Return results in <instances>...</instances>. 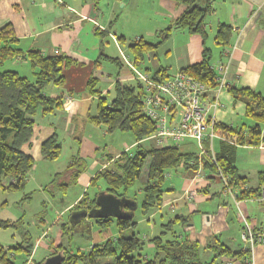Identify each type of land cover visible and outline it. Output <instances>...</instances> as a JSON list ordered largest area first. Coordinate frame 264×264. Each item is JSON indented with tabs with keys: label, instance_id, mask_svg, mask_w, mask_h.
<instances>
[{
	"label": "crops",
	"instance_id": "obj_1",
	"mask_svg": "<svg viewBox=\"0 0 264 264\" xmlns=\"http://www.w3.org/2000/svg\"><path fill=\"white\" fill-rule=\"evenodd\" d=\"M208 1L214 10L204 19L207 31L205 41L198 33L188 32L184 28L172 30L170 37L154 53L147 55V63L140 70L151 74L163 67L173 73L198 62L204 43L210 49V65L217 62L228 65L225 86L219 93L222 106L215 112L216 121L231 126L250 125L252 122L244 115L243 103L234 101L227 89L244 86L264 95V0ZM184 8L185 5L176 0H0V27L5 24L12 26L19 49H36L42 55H65L75 60L62 69L64 80L61 85L49 84L44 88L46 95L62 99V107L46 115L38 111L33 116V133L22 149L32 156L34 163L48 160L41 153V144L51 136H55L61 147L66 140L75 139L70 160L76 155L84 161L86 159L94 171L90 178L120 154L105 153L104 148L101 151L93 141L91 125L94 124L87 117L96 112L97 96L88 91L86 83L91 76L96 78L95 86L101 85L98 88L99 95L107 94L111 98L115 80L132 81L133 78L121 63L119 67L100 58L98 66H94V61L100 53L119 57L112 36H123L126 39V43L120 45L123 50H127L128 53L125 54L130 58L127 43L139 37L155 41L157 32L170 25ZM218 23L229 24L232 28L230 44L225 48L214 42ZM102 31L106 33L105 36L99 34ZM0 69L13 70L27 78L33 76L29 62L22 58L7 59ZM77 118L85 122L80 132L91 136L90 140L85 137L82 142L83 137L77 139L74 136ZM261 136L262 140L258 145L237 146L235 152L234 164L238 172L248 179V186L252 187L257 183L258 172L264 169V123ZM216 140L213 141V148ZM133 143L125 146L123 151ZM52 175L48 174V182L54 176ZM170 177H174L170 183L173 190L164 201L175 199L178 202L173 210L167 209V213L174 211V214L185 217L182 231L189 238L197 240L202 247L206 245L208 237L218 235L221 242L235 252L249 248L240 238L244 221L251 230L264 234V199L234 200L232 195L222 191L218 175L207 172L202 167L198 172L181 168ZM38 185L42 187L41 184ZM193 188L199 189V194L192 199H185L184 190ZM38 191L46 192L43 188ZM45 196L43 201L48 202ZM80 196L79 192L62 210H57L58 218ZM152 212L153 217L159 214L161 221L168 218L157 210ZM53 230L56 233L50 238L59 233L58 228L54 227ZM50 231L49 229V233ZM20 239L21 233L17 236V242ZM38 250L44 256L48 251L38 248L34 254ZM202 256L203 259H208L212 256V251L205 250ZM250 259L251 264H264V243L252 245ZM220 261L222 264H243L236 257L223 256Z\"/></svg>",
	"mask_w": 264,
	"mask_h": 264
},
{
	"label": "trees",
	"instance_id": "obj_2",
	"mask_svg": "<svg viewBox=\"0 0 264 264\" xmlns=\"http://www.w3.org/2000/svg\"><path fill=\"white\" fill-rule=\"evenodd\" d=\"M176 1L185 5L184 10L171 21L170 25L157 32L155 41H147L139 37L127 43L131 56L129 60L134 67L140 68L139 65L146 60L147 55L154 53L170 37L172 30L184 28L188 32L198 33L203 42L205 41L207 31L204 27V19L214 10L211 3L208 0ZM99 34L106 35L104 31ZM231 35L232 28L229 24L218 23L214 42L221 48H225L230 44ZM116 39L122 45L126 43L123 36H117ZM16 43L17 39L12 26L10 24L1 26L0 66L7 59L22 58L26 59L33 69V79L24 77L13 70L0 69V189L4 191H18L23 188L28 172L34 165L32 156L22 149V146L28 143L32 136L33 116L38 111L46 115L62 107V99L46 95L44 88L49 84L61 85L64 80L62 69L75 62L74 59L65 55H42L36 49L22 51ZM202 45L200 60L180 70L204 83L208 88H213L217 85V81L214 71L210 68V49L204 43ZM100 58L119 67L123 65L120 57L100 53L94 61V66H98ZM169 74L166 68L160 67L152 73V76L160 81L167 78ZM96 82V78L91 76L86 83L88 91L97 96L96 112L88 115V121L102 126L106 133L114 130L129 132L137 148L132 152L122 151L118 154L112 159L110 166H104L94 173L88 185H96V181L102 179L106 188L99 191L123 196L140 176L147 159L145 179L140 189L142 193L139 206L141 216L158 208L167 194L172 192L173 187L170 184H164L165 174L168 170L177 168L181 163L193 169L200 164L207 172L215 175L221 173L227 178V187L234 193L235 200L261 198L264 189V169L258 172L257 183L252 187L248 186V179L238 172L234 164L237 146H254L262 140L264 95L260 92L244 86L228 87L227 90L233 100L243 103L244 115L252 123L231 126L216 122L215 128L234 142L216 140V146L213 148L214 164L206 155L197 161V152H181L175 144L153 146L147 149L141 147L140 142L153 133L155 123L142 112L140 81L115 80L112 87L113 95L109 99L105 95H99L100 91L95 89ZM60 151L61 146L55 136L47 138L41 144V153L48 160L58 158ZM85 168V161L76 155L62 171L54 174L43 189L51 196L57 191L65 193ZM99 191H96L90 200H87L86 192L83 193L78 203H85L86 206L74 204L68 212L89 210L94 207L95 196ZM29 196L26 194L25 198ZM85 218H81L76 223L68 220L57 226L59 240L52 248L53 252L48 255L60 252L63 260L59 264H222L220 258L223 256L236 257L243 264H251L249 248L235 252L223 244L218 235L208 237L203 247L196 240L189 239L180 228L173 227L174 222L184 223L186 219L178 214L174 217L176 220L171 219L163 223L161 231L148 239L153 247L151 254L142 252L144 241L137 236L136 232H133L137 225L134 215L123 219L87 217L92 219V225L104 230L114 223L117 230L116 236L91 244L86 250H81L80 246L72 249L71 242L75 236L90 238L89 225L83 221ZM21 223V219L14 222L0 219V228L17 227L18 225L21 227ZM34 245L30 232L22 230L19 242L11 245L0 244V264H16L17 255L23 256L22 264H41L44 258L36 260L33 254L29 258ZM205 250L212 251V256L208 259H203L202 253Z\"/></svg>",
	"mask_w": 264,
	"mask_h": 264
},
{
	"label": "rangeland",
	"instance_id": "obj_3",
	"mask_svg": "<svg viewBox=\"0 0 264 264\" xmlns=\"http://www.w3.org/2000/svg\"><path fill=\"white\" fill-rule=\"evenodd\" d=\"M111 38L117 48L118 55L120 57L121 62H123V65L130 71V75H132V78H133L132 68L129 65H126L124 63L125 61L121 55V54H124V56L127 57V55H125V52L128 53L127 50L122 49L120 43L118 42L115 36H112ZM127 59L129 60V58ZM146 61L147 59L144 60V62L141 65H139V67L143 68L147 63ZM131 66L134 67L133 64H131ZM29 78L33 79V76H30ZM152 78L154 77L152 76ZM133 80L135 79L133 78ZM99 87H101L100 84L95 86V89H98ZM105 96L110 98V95L106 94ZM250 121L251 120H249V122ZM76 124H77V128L75 129L74 136L77 139H81V137H83L82 142L85 139V137L86 139L90 140L91 136L89 137L88 134L87 135L81 134L82 132L81 126L85 124V122L84 121L81 122V119L77 118ZM91 127H93L91 131L94 132V139H93L94 143L95 144L97 143L101 151H103L102 148H104L103 152L105 153L108 152L110 155L121 153L125 146L134 142L133 136L129 132L114 130L112 132L106 133L103 130L104 128L102 126L91 125ZM84 131L88 133L86 129ZM74 140L75 139L71 138V139L66 140L65 141L66 143H62V146H63L61 147L62 152L60 151L58 158L54 160H50V161L47 160L46 162L34 163V167L32 171L27 175L26 181L21 190L4 191L0 189V219L9 220L12 222L18 219L22 220L21 227L18 225L17 227L11 226L7 228H0V244L2 245L15 244L18 241L17 236L20 235L21 230L30 232L32 241L34 242L35 245L33 246V249H32L33 251L29 258H31L33 254L36 260H41L42 258L45 259V257L49 256L48 254L50 252H53L52 248L57 245L58 240H59V237L55 238L59 236V233L58 235L56 234L54 238H50V236L54 235L57 230L56 229L54 231L53 229L54 227L57 228V226H59L61 222H65L69 220L68 210L71 207L67 208L60 218H58L56 211L62 210L64 206L67 204V202H69L72 199V197L74 198L79 192L81 193V195L86 192V196L88 198L87 200H90L93 198L96 191L104 190L106 188V184L102 179L97 180L96 185H90V184L88 185L89 179H90L89 176L94 171L91 168L90 163L86 161L85 159L87 170H84L78 176L76 182L73 185H71L68 189H66L65 193L57 191L53 196H51L49 192L47 191L46 192L38 191L48 184V181H47L48 174L54 175L55 171L56 172H58L59 170L61 171L66 166L67 162L70 161L72 150H74V143H75ZM77 142L78 141H76V143ZM168 144H170V142H168L165 145H168ZM204 144L206 145L205 147L207 148L208 142L204 141ZM78 145L79 144H77V146ZM140 146L147 149L153 146L156 147V143H154L152 139H143L140 142ZM136 148H137V145L133 143V145L127 147L125 151L132 152L136 150ZM178 148H179V151L181 152H187V151L197 152V148L192 141H188L186 143H179ZM111 164L112 162L106 166H110ZM146 168H147V159L144 162V166L142 167L140 176L137 178L135 183H133L126 190L124 194L126 197L133 198L137 202V208L134 213V219L137 221V225H136V228L133 230V232H136L137 236L141 237L144 241L142 252L151 254L153 252V247L148 242V239H150L151 237H153L154 235L158 234L161 231V227H162L161 225L163 223H166L167 221L171 219L173 220L175 219L174 217L175 215H177V213L174 214V211H173L172 213L168 214L167 209L173 210V208H175V203L178 202V200L176 201L175 199H171L169 201H163L158 208L152 209L151 211L147 213V215L145 214L144 216H141L139 206H140V201L142 198V193L140 189H141L142 181L145 179ZM181 168L192 169L195 172H198L200 170L199 165L197 166L196 169H193L192 167H185L181 163L177 168L172 169V170L170 169L167 171V174H165L166 177L164 180V184L169 185L171 181H173V178H174V177H170L172 173L180 170ZM38 184H41L42 187L40 188ZM221 185L223 184L221 183ZM190 190L194 191V196L196 194L197 195L199 194V189L193 188ZM222 191L225 192L223 189ZM26 194H29L30 196L28 198H25ZM43 196H45L48 199L47 200L48 202H44L45 199L43 198ZM78 200L75 204H81L82 206H86L85 203H82V202L78 203L79 202ZM156 210L158 212H161L165 216L167 215L168 218L161 221V219H159L158 217L159 214L153 217L154 212L152 211H156ZM83 221L84 223L86 222V224L89 225L90 238L87 239V238H81V237L75 236L71 242L72 249H76L78 246H80L79 248L81 250H86L89 248V245L91 244L106 240L109 237L113 238L116 236L117 230H116L114 223L109 228L104 230L96 225H92L91 224L92 219L90 218L86 217ZM54 222L57 223V225L54 226ZM243 225L245 224L243 223ZM173 227L177 229L180 228L182 230V228L184 227V223H180L176 221L174 222ZM49 229L51 230L50 233H49ZM38 248H44L45 250L48 249V251L46 250V253H45L46 255L44 256L43 253L41 254L39 250L38 252H36V254H34V252ZM22 259H23L22 255H17L15 258V263L22 264V261H21Z\"/></svg>",
	"mask_w": 264,
	"mask_h": 264
},
{
	"label": "built area",
	"instance_id": "obj_4",
	"mask_svg": "<svg viewBox=\"0 0 264 264\" xmlns=\"http://www.w3.org/2000/svg\"><path fill=\"white\" fill-rule=\"evenodd\" d=\"M121 55L124 63L132 68L133 78L142 85V112L155 123L153 133L146 139H152L156 146H163L168 142L178 145L192 141L197 148V161L206 155L215 164L213 141L220 139L228 143L234 142L215 128V112L222 106L219 93L225 86L224 78L228 65L224 62L210 65L215 73L217 85L208 88L180 69L170 73L165 79L155 80L152 73L131 66L127 57ZM204 141L208 142L207 148ZM218 177L223 184L222 189L235 200L234 193L227 187V178L221 173ZM184 194L187 199L194 197V191L190 189L184 190ZM261 198L264 199V189ZM244 224L240 238L249 248L255 243H264V234L252 231L246 221Z\"/></svg>",
	"mask_w": 264,
	"mask_h": 264
},
{
	"label": "water",
	"instance_id": "obj_5",
	"mask_svg": "<svg viewBox=\"0 0 264 264\" xmlns=\"http://www.w3.org/2000/svg\"><path fill=\"white\" fill-rule=\"evenodd\" d=\"M137 203L134 199L125 195L117 196L115 194L99 191L95 196V206L89 210H77L69 213L71 223L78 222L81 218H106L116 219L129 218L134 215ZM63 260L60 252L45 257L41 264H59Z\"/></svg>",
	"mask_w": 264,
	"mask_h": 264
}]
</instances>
